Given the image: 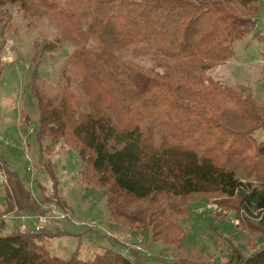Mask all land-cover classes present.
Instances as JSON below:
<instances>
[{"label":"trees","instance_id":"1","mask_svg":"<svg viewBox=\"0 0 264 264\" xmlns=\"http://www.w3.org/2000/svg\"><path fill=\"white\" fill-rule=\"evenodd\" d=\"M7 3L18 4L25 17L50 14L64 24V37L43 43L48 52L64 39L73 47L61 81L53 83L38 72L30 78L38 110L32 155L50 188L47 192L35 177L45 191L42 202L68 209L52 165L60 143L77 155L84 183L106 187L107 208L115 222L136 233L151 230L154 241L182 244L187 231L178 220L190 214L194 196L218 194L223 196L219 207L260 232L261 243L249 255L236 246L225 261L211 264H264V139L257 141L254 135L264 125V106L246 84L230 86L212 76L235 55L237 40L258 32L260 0H0V5ZM108 32L142 45L144 53L153 51L155 64L121 62L118 46L92 43ZM1 45L0 40V67ZM138 75L145 81L142 89L135 86ZM78 78V83L94 84L101 97L118 103L130 122L120 129L113 120L116 112H108L107 105L92 108L75 100L69 89ZM229 106L249 124L246 130L234 131L219 121ZM149 119H156L157 125L147 124ZM18 164L0 154V171L7 179L0 181V216L48 212L28 188L29 165L22 175ZM3 219L0 264H158L136 248L124 253L123 248L110 247L89 259L76 250L62 258L53 255L44 240L75 234L69 229L73 220L41 230L30 225L21 230L17 224L1 234ZM208 257L184 263L207 264Z\"/></svg>","mask_w":264,"mask_h":264},{"label":"rangeland","instance_id":"2","mask_svg":"<svg viewBox=\"0 0 264 264\" xmlns=\"http://www.w3.org/2000/svg\"><path fill=\"white\" fill-rule=\"evenodd\" d=\"M260 4L259 11L255 14L258 32L254 30L237 40L234 44L235 55L225 61L212 76L230 86L246 84L247 89L264 106V0H260ZM237 11L240 12L241 8L238 7ZM66 31L64 24L50 14L25 17L18 4L0 5V154L2 153L9 163H20L18 170L22 175L26 174L27 165H31L28 170V188L33 196L41 201L43 207L49 208V211L43 214L57 216L49 226H61L67 218L73 220L69 229L75 234L45 238L44 244L48 250L62 258H68L78 250L82 258L89 259L110 247L118 250L123 248L124 253L130 248H136L146 254L152 263L158 264H185L184 262L197 259L199 255L210 256L207 264L225 261L236 246L241 248L245 255H249L253 247L261 243L260 232L242 224L241 218L236 217L232 211L226 212L222 207L219 210L197 211L205 206L207 201L213 200L220 205L218 200L223 199V196L218 194L210 197L194 196L190 204V214L178 220L187 231L182 244L177 240L171 243L154 241L151 239V230L142 229L136 233L132 228L115 222L107 208L106 187L95 181L84 183L77 169V155L60 143L53 151L52 165L59 180L61 196L68 209L65 212L55 204L42 202V192L44 189L48 192L50 188L45 171L35 165L36 158L32 155L36 148L34 143L38 110L31 94L30 78L34 72H38L53 83L62 80V66L66 56L73 50L72 45L64 39L61 45L51 52L42 45L56 37H64ZM99 41L118 46L116 53L121 62L133 59L144 66L155 64L153 51L144 53L142 45L127 43L113 32L103 33L102 36L92 39V43ZM193 60L189 59L191 63ZM79 79L73 80L69 89L75 100L79 99L92 108L94 105L96 108L107 105L108 112H116L113 120L120 129L130 122L129 114L120 111L118 103L115 105L108 96L101 97L95 88L96 85L89 87L88 83H78ZM144 85L142 76H136L135 86L142 89ZM218 119L234 131H244L249 126L239 110L233 106L225 108ZM156 122V119H149L147 124L155 126ZM254 135L257 141L263 140L264 125ZM16 151H21V155H15ZM238 173L240 176L243 174L241 171ZM36 176L40 177L39 183L45 187L42 192L39 184L35 182ZM242 177L246 179L245 176ZM3 193V188L0 187V203ZM63 213L67 215L62 217ZM24 216L26 215L17 212L0 216L4 218L3 222L5 220L1 234L10 233L17 224L20 227V220H24ZM249 216L254 218L252 214ZM27 221L31 223L32 220ZM115 239L118 244L113 245Z\"/></svg>","mask_w":264,"mask_h":264},{"label":"built area","instance_id":"3","mask_svg":"<svg viewBox=\"0 0 264 264\" xmlns=\"http://www.w3.org/2000/svg\"><path fill=\"white\" fill-rule=\"evenodd\" d=\"M28 169H31V165L28 166ZM0 181L1 182L7 181L5 172L3 170L0 171ZM204 209H218L219 210L220 207L215 201L212 200V201L205 202V206H202V208L197 209V211L202 212ZM11 215H13V214H11ZM25 215H27V214H25ZM66 215H67L66 213H63L61 216L65 217ZM55 217H57V216H54L51 214L50 215L43 214V213L42 214L38 213L35 216H30V215L24 216V220H26V221L21 222L20 229L26 230L28 228V226L30 225L35 230H41V229L49 226ZM26 218L31 219L32 220L31 223H29Z\"/></svg>","mask_w":264,"mask_h":264},{"label":"crops","instance_id":"4","mask_svg":"<svg viewBox=\"0 0 264 264\" xmlns=\"http://www.w3.org/2000/svg\"><path fill=\"white\" fill-rule=\"evenodd\" d=\"M26 216H27V215H26ZM26 219H28V218H26ZM22 221H24V220L21 219V220H20V223H21Z\"/></svg>","mask_w":264,"mask_h":264}]
</instances>
